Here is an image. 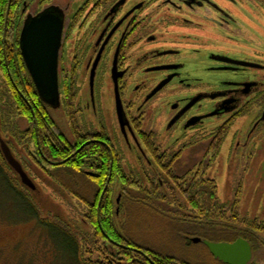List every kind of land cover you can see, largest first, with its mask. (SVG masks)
Returning <instances> with one entry per match:
<instances>
[{"label":"rangeland","instance_id":"374dc122","mask_svg":"<svg viewBox=\"0 0 264 264\" xmlns=\"http://www.w3.org/2000/svg\"><path fill=\"white\" fill-rule=\"evenodd\" d=\"M118 1L121 0H52L41 8L56 6L66 14L59 64L62 106L58 110L51 109V115L68 139L74 141L72 118L64 106L70 83L68 90L76 95L79 124L89 125V128L104 126L121 145L125 170L131 173L133 168L140 173L138 178L147 188L144 190L147 204L140 202L142 196L137 198L135 193L128 196L130 199L123 197V186L119 181L115 184L114 200L120 201L116 203L119 229L125 227L138 241L179 257L191 260L197 257L194 264H226L207 249L184 248L180 236L172 233L169 218L200 216L201 221L211 219L218 225L231 223L239 227L243 225L234 222L235 214L239 216V222L244 218L264 220V125L251 135V124L261 111L259 106L250 105L249 120L241 119L232 126L217 158L207 155L209 137L215 127L231 116L222 119L209 114L201 116L205 118L202 127L196 119L214 107L210 97L198 104L200 91L226 88L223 83L229 81L261 77L264 81V70L248 69L242 74L207 70L214 64L208 58V52L215 49L264 61V0H200L204 3L202 8L193 11L183 6L181 0H159V4L154 2L157 0H129L112 25L114 27L123 19L114 40L106 48L108 39L102 45H98V40L104 30L106 14ZM140 1H145L144 10L130 14ZM214 7L228 14L220 15ZM41 10L37 0H26L20 9L25 19ZM216 21H222L224 25L219 23L218 26ZM117 53L120 68L117 71L124 72L119 80L120 92L129 120L144 134L153 135L159 153L166 152L173 159V167H170L174 176L169 177L158 165H151L148 160H153L146 147H137L130 133L131 145H128L121 133L112 79ZM98 57L94 109L90 74ZM8 95L0 73V136L9 141L14 157L35 183L36 190H25L26 186H22L17 174L7 169L10 178L31 196L42 219L64 227L81 241L86 248L83 249L85 259L116 261L92 243L94 229L87 219V206L47 175L46 169L34 163L32 145L17 143L4 130L13 125L21 130L29 127L27 120L14 113L7 115ZM149 95L155 96L147 102ZM250 101L254 103L255 98ZM181 109L184 112L180 115ZM177 115H180L178 119ZM8 116L13 125L8 123ZM3 125L6 126L3 128ZM137 134L141 141L139 132ZM230 145L233 148L229 155ZM213 180L218 185L219 202H230L227 208L213 209L215 203L210 196ZM190 199L199 202L205 213L203 216L196 212ZM123 203L125 210H121ZM235 203H239L238 208ZM0 209V264H54L52 243L37 221H24L19 206L10 196L0 199ZM259 237L261 248L255 251L250 264H264V235Z\"/></svg>","mask_w":264,"mask_h":264},{"label":"trees","instance_id":"16d2710c","mask_svg":"<svg viewBox=\"0 0 264 264\" xmlns=\"http://www.w3.org/2000/svg\"><path fill=\"white\" fill-rule=\"evenodd\" d=\"M37 1L41 10L52 0ZM24 4L26 0H0V73L3 74L9 94L6 101L9 104L7 115L16 114L19 118L27 120L29 127L25 130L19 129L10 122L9 115L8 123L13 125L10 126L12 129L5 127L6 125H3V128L5 127L4 130L9 132L17 143L32 145L34 149L31 156L34 163L46 169L47 175L87 206L89 210L87 219L94 229L91 235L92 243L100 246L104 253L115 258L116 261L85 259L83 249L86 248L80 240L64 227L42 219L31 196L10 178L7 169L17 173L7 163L2 150H0V199L10 196L16 206H19L24 221H27L26 219L37 221L38 226L52 243L54 264H115L116 262H119L118 264H194L197 257L192 260L179 257L173 252L138 241L125 230V227L119 229L116 223L118 214L116 203L120 201L114 200L115 184L119 181L123 186L125 192L123 197L127 198L135 193L137 198L142 196L144 201L141 199L140 202L143 204H147L148 197H145L144 191L147 188L141 184L142 181L138 178L141 175L138 171L132 168L131 173H128L125 170L123 165L125 157L121 150L114 149L108 140L105 141L102 134L92 130L83 131L80 128L76 117V95L75 92L68 90L70 85H67L64 106L67 114L72 118L77 140L71 142L54 120L50 112L52 107L39 95L22 55L20 34L27 18L25 19L20 9ZM151 137L142 133L143 145L157 165L169 177L174 176L170 167L173 163H167L165 154L159 153ZM97 138H100L101 142L96 141ZM6 141L10 146L9 141ZM142 168L145 172L146 167ZM93 170L99 172L95 175L87 173ZM17 176L19 177L18 174ZM26 189L32 191L25 187ZM210 190L211 199L215 203L213 209L227 208L230 205V202H219L216 181H211ZM191 204L201 216L205 214L197 200H191ZM235 204L238 208L239 203ZM125 209L123 203L121 210ZM2 211L4 213V209ZM200 218V216L194 219L169 218L172 233L180 236L184 248L209 250L203 241L233 243L240 238L249 241L254 253L261 248L259 236L264 235V220L248 221L244 218L239 222V216L235 214L234 222L243 225L239 227L231 223L218 225L211 219L201 221Z\"/></svg>","mask_w":264,"mask_h":264},{"label":"flooded vegetation","instance_id":"af4514ba","mask_svg":"<svg viewBox=\"0 0 264 264\" xmlns=\"http://www.w3.org/2000/svg\"><path fill=\"white\" fill-rule=\"evenodd\" d=\"M121 1H118L114 5V7L112 6L110 8V11H108L109 13L106 14L105 19H104V30H103V32H102V34L98 40V45H102L108 39V44L106 46V48H107L110 45V43L114 40L116 33L118 31L117 29H119V27L122 25L123 19H120V21H118L119 23H116V25L114 27H112L113 23L115 22V19L118 17V15H120L123 7H125V5L128 3L129 0H126L124 4H121ZM154 2H158V4H159V0L154 1ZM181 2H182L183 6L187 7L191 11H193L195 9L200 10L202 8V5L204 4L200 0H181ZM144 4H145V1H140V2L136 3L135 6L130 10L131 11L130 14H134V13L136 14L138 11L139 12L143 11L144 6H145ZM57 8H59V7H57ZM59 9L64 12L63 9H61V8H59ZM214 9L216 12H219L220 15L221 14H224V15L228 14L227 12H225L219 8L214 7ZM64 15H65V22H66L65 12H64ZM220 18H221L220 20H225V19H222V17H220ZM219 23L221 24V26L224 25L222 23V21H216L215 22V24L218 26H219ZM113 29H114V31L112 32V34L109 37L110 31H112ZM118 51H119V47H118ZM118 54L119 53H117V55ZM117 55H116L115 61H117V70L120 71L119 62H118L119 61V55L118 56ZM208 58H210L211 62H214V64L210 67V69H207L208 71H211V72H212V70H215V71L220 70V71L237 72V73L242 74L243 72H245L248 69H253V70H258V71L264 70V63H263L264 61H262V60L253 61V60H249L246 58H241V57H238L236 55H233L232 53H226L223 50L218 51V49H215V50L209 51L208 52ZM59 64H60V57H59ZM247 64H249V65H247ZM92 70H91V74H90V92H91V99H92V103H93V108L95 109V104H94V101H95V99H94L95 78H94V83L92 86V84H91ZM122 73H123V75L121 77L124 76V72H122ZM112 74H113V71H112ZM95 77H96V73H95ZM120 78H119V80H120ZM69 79H70V76H69ZM261 79H262V77L259 79H256V80L245 79L243 81H236V82L229 81V82L223 83L224 85H226V86H224L226 88L215 90V91H213V90L204 91L205 93L200 91L198 93V97H197L199 99L198 104H200L201 101L206 99L205 97H208V98L210 97V99L212 101H214V107L210 112L199 114L198 117L196 118L199 122L198 125L200 127L205 125V118H200L201 116H205V115L209 114L210 117H215V118H220V119L227 117V116H231V118L224 121L222 125L215 127L214 131L211 133V135L209 137L210 144H209L207 155L212 154L214 158L219 157L221 150L224 147V144L226 143V140L229 136L230 130L232 129V126L237 121H239L241 119L246 118L249 120V116H250V113L252 110L250 105H252V106L256 105L255 107L259 106V108L261 110L260 113H258L257 117L252 122V124L250 123L252 125L251 135L254 134L259 128L263 127V125H264V81H262ZM59 81H60V92H61L62 83H61L60 68H59ZM113 82H114V80H113ZM69 85H70V83H69ZM72 85H73V83H72ZM114 91H115V84H114ZM119 92H120V86H119ZM155 95H152V96L149 95L147 97L146 101L147 102L150 101ZM120 96H121V101H122L123 110H124V121L126 123L124 128L120 124L118 111H117L116 94H115L116 114H117L118 123L120 126L121 133L123 134L126 143L128 145H131L130 141H129V135H128V133H130V135H131L133 141L135 142V144L137 145V147L142 149L143 148V142H142V140L140 141L138 139L136 134L139 132L140 139H141V134L143 132H141L140 129H139L140 130L139 131L137 129V127L134 126V123H132L129 120V117L125 111L124 102L122 99L121 92H120ZM250 98H255V102L251 103ZM196 102L197 101H195L193 104L195 105ZM61 106H62V93H61L59 105L57 107H52V109L58 110L61 108ZM182 108H184V107H182ZM181 110L182 111H180V115L184 112L183 111L184 109H181ZM76 115H77V112H76ZM180 115H177L178 116L177 119L180 117ZM233 120H234V122H232ZM77 121H79V120H77ZM194 125L195 124H191V126H194ZM79 126L83 131H86V130L91 131L92 130V131H96V132L102 134L105 138V141L108 140V142L111 143V145L114 149H116L117 151L122 150L119 141L117 139H113L108 134V132L104 126H102V128H97L94 125L90 126L91 128H89V125H86V124L85 125L79 124ZM73 137H74L73 139L76 141L77 140L76 135ZM255 138L256 137L254 136L253 140H255ZM96 141L101 142V139L97 138ZM71 142H74V141H71ZM152 142L155 146H157V144L153 138H152ZM231 145L229 148V155H230V152L233 148ZM156 148L159 150L158 146ZM163 153L165 154V157H166L165 160L167 161V163H169V162L173 163V159H170L166 152H163ZM118 155L120 157V152H118ZM152 160H153V158H152ZM148 161L151 165H154V164L157 165L155 160L151 161V159H149ZM98 172L99 171H95V170L87 171V173H90L92 175H95ZM253 254H254V252H253Z\"/></svg>","mask_w":264,"mask_h":264},{"label":"water","instance_id":"95a60500","mask_svg":"<svg viewBox=\"0 0 264 264\" xmlns=\"http://www.w3.org/2000/svg\"><path fill=\"white\" fill-rule=\"evenodd\" d=\"M125 1L122 0L121 4H124ZM64 24V12L55 6H51L35 16H29L20 34L21 51L28 71L39 95L51 107H57L61 97L59 57L64 34ZM99 61L100 57H98L92 70V86ZM122 75L123 73L117 71V61H115L113 80L117 111L120 124L124 128L126 123L124 121V110L118 81ZM0 147L7 163L19 175L22 184L35 191V183L24 170L22 164L14 157L11 148L1 136ZM203 243L215 258L226 264H249L253 257L251 244L243 238L233 243L210 241H203Z\"/></svg>","mask_w":264,"mask_h":264}]
</instances>
